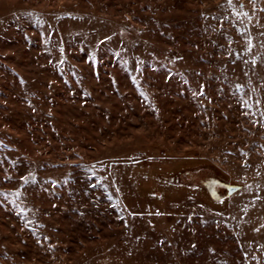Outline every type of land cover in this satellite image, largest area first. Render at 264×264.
Wrapping results in <instances>:
<instances>
[{
  "label": "rangeland",
  "instance_id": "374dc122",
  "mask_svg": "<svg viewBox=\"0 0 264 264\" xmlns=\"http://www.w3.org/2000/svg\"><path fill=\"white\" fill-rule=\"evenodd\" d=\"M0 142V264H264V0H0Z\"/></svg>",
  "mask_w": 264,
  "mask_h": 264
},
{
  "label": "snow or ice",
  "instance_id": "6c2138e0",
  "mask_svg": "<svg viewBox=\"0 0 264 264\" xmlns=\"http://www.w3.org/2000/svg\"><path fill=\"white\" fill-rule=\"evenodd\" d=\"M232 2V0H228V3H231ZM239 87H242V86H239ZM202 88H203V86H201V92H200V94L202 95L203 94V92H202ZM256 103H260V101L259 100H257V101H255ZM249 107L251 106V105H248ZM0 143H2V142H0ZM5 179H11V177H5ZM21 179L24 181V183L25 184H27V183H29L30 181H29V177H27V176H23V177H21ZM4 195L5 196H7L8 194L7 193H4ZM25 209H21V211H24Z\"/></svg>",
  "mask_w": 264,
  "mask_h": 264
}]
</instances>
